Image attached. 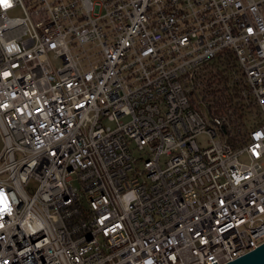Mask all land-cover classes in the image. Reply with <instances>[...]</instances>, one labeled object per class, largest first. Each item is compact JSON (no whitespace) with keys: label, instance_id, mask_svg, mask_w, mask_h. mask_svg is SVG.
I'll return each mask as SVG.
<instances>
[{"label":"built area","instance_id":"obj_1","mask_svg":"<svg viewBox=\"0 0 264 264\" xmlns=\"http://www.w3.org/2000/svg\"><path fill=\"white\" fill-rule=\"evenodd\" d=\"M8 5L0 264H226L264 243V0Z\"/></svg>","mask_w":264,"mask_h":264},{"label":"water","instance_id":"obj_2","mask_svg":"<svg viewBox=\"0 0 264 264\" xmlns=\"http://www.w3.org/2000/svg\"><path fill=\"white\" fill-rule=\"evenodd\" d=\"M226 264H264V243Z\"/></svg>","mask_w":264,"mask_h":264},{"label":"rangeland","instance_id":"obj_3","mask_svg":"<svg viewBox=\"0 0 264 264\" xmlns=\"http://www.w3.org/2000/svg\"><path fill=\"white\" fill-rule=\"evenodd\" d=\"M14 13L15 14H17V15H20V12H18V10H16V11H14ZM128 118H125V120H127ZM1 147H2V142H1V140H0V150H1ZM143 154V156L145 155L144 153H142ZM134 155L135 156H141V153L140 152H138V151H134ZM145 158V157H144ZM139 165L140 166H142L143 165V160H140L139 161Z\"/></svg>","mask_w":264,"mask_h":264},{"label":"trees","instance_id":"obj_4","mask_svg":"<svg viewBox=\"0 0 264 264\" xmlns=\"http://www.w3.org/2000/svg\"><path fill=\"white\" fill-rule=\"evenodd\" d=\"M231 63H232V65H230V66H233V65H235V61L233 62V58H232V61H230ZM217 64H216V66H217V68H221L222 67V64H223V61H221V60H219L218 62H216ZM229 64V63H228ZM223 70H226V67L223 69ZM223 70H220L219 72H220V74L222 75V73H223ZM224 76V75H223ZM212 92V91H211ZM216 94L214 93L213 94V96H215Z\"/></svg>","mask_w":264,"mask_h":264},{"label":"snow or ice","instance_id":"obj_5","mask_svg":"<svg viewBox=\"0 0 264 264\" xmlns=\"http://www.w3.org/2000/svg\"><path fill=\"white\" fill-rule=\"evenodd\" d=\"M0 3H3L5 7H8V0H0Z\"/></svg>","mask_w":264,"mask_h":264}]
</instances>
